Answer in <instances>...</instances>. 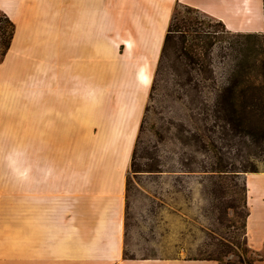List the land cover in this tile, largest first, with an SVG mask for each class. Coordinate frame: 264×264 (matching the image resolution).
Masks as SVG:
<instances>
[{"label":"crops","instance_id":"crops-1","mask_svg":"<svg viewBox=\"0 0 264 264\" xmlns=\"http://www.w3.org/2000/svg\"><path fill=\"white\" fill-rule=\"evenodd\" d=\"M178 5L264 33V0H0L14 24L0 55V264H221L187 256L184 234L163 255L125 254L132 155ZM245 188L244 239L260 254L264 173Z\"/></svg>","mask_w":264,"mask_h":264},{"label":"rangeland","instance_id":"rangeland-1","mask_svg":"<svg viewBox=\"0 0 264 264\" xmlns=\"http://www.w3.org/2000/svg\"><path fill=\"white\" fill-rule=\"evenodd\" d=\"M247 36L176 6L130 165L128 257L163 255L184 234L190 257L257 258L244 239L245 177L264 173V119L237 121L219 105L239 76L261 81L264 33Z\"/></svg>","mask_w":264,"mask_h":264},{"label":"trees","instance_id":"trees-1","mask_svg":"<svg viewBox=\"0 0 264 264\" xmlns=\"http://www.w3.org/2000/svg\"><path fill=\"white\" fill-rule=\"evenodd\" d=\"M194 11L198 12L197 10ZM8 27L10 28L9 32L7 30ZM171 34H172V22L168 34L166 36L162 56L165 51V47L169 42ZM13 35H14V24L8 18L0 17V55L1 56H5L9 51L12 43ZM245 35H248L247 37H253L255 34H245ZM258 74L261 77V78L259 77L261 81L258 84H255L254 82H250L248 79L239 76V78L234 79L233 83H231L230 86H227V88H225L222 91L220 95L219 105L227 117H231L237 121H248L252 118L259 120L264 119V62L261 64L260 69H258ZM245 193H246V188H245ZM245 203H246V196H245ZM244 232H245V223H244ZM245 245L248 246L246 242ZM252 252L257 258H253L252 261L248 262V264H256L258 261H264V257L260 256L258 253L254 251ZM219 261L221 262V264H223L222 259H219ZM240 261L241 264L244 263V260L240 259Z\"/></svg>","mask_w":264,"mask_h":264}]
</instances>
